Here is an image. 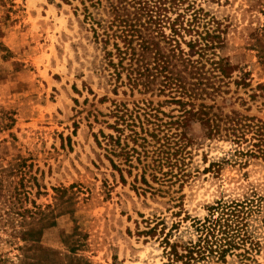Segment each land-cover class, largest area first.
Instances as JSON below:
<instances>
[{
    "label": "rangeland",
    "instance_id": "1",
    "mask_svg": "<svg viewBox=\"0 0 264 264\" xmlns=\"http://www.w3.org/2000/svg\"><path fill=\"white\" fill-rule=\"evenodd\" d=\"M196 5L222 45L135 84L118 0H0V264H264V0Z\"/></svg>",
    "mask_w": 264,
    "mask_h": 264
},
{
    "label": "trees",
    "instance_id": "2",
    "mask_svg": "<svg viewBox=\"0 0 264 264\" xmlns=\"http://www.w3.org/2000/svg\"><path fill=\"white\" fill-rule=\"evenodd\" d=\"M118 5L121 9L118 12L131 9L133 13L132 17L129 16L131 14L129 12L125 17H120L119 25L116 26L120 29L122 35L120 37L123 40V49L118 48L117 52L120 60H127L126 71L129 80H133L135 84L141 78L147 79L151 76L152 69L159 70L163 78L169 80L168 75L172 74L171 67L174 64L195 67L207 58L206 53L210 51L213 55V49L222 45L220 35L208 27L214 22L213 18L196 5V0H118ZM164 28L169 30L168 34H165ZM185 34L190 36L188 40L184 39ZM181 44H184L187 50L181 48ZM145 54L151 56L150 63L149 60L144 62ZM214 63L223 76H229L232 67L227 59L220 57ZM147 84L149 82H146ZM159 85L167 87L166 89L172 87L170 83ZM224 207H221L218 217L207 220L208 225L200 226L199 243L195 245L198 247L195 251L197 254L216 253L218 257H223L225 252L236 249L243 243L238 227L240 211L236 210V213L235 209H228L224 212ZM193 253L194 248H191L185 255L178 256L173 253V256L176 260L186 258L189 261L193 259Z\"/></svg>",
    "mask_w": 264,
    "mask_h": 264
}]
</instances>
